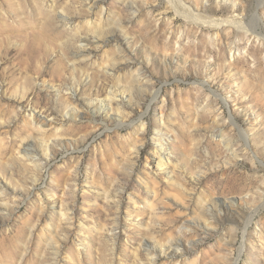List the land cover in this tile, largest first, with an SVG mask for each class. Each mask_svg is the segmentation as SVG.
Instances as JSON below:
<instances>
[{"label": "rangeland", "instance_id": "1", "mask_svg": "<svg viewBox=\"0 0 264 264\" xmlns=\"http://www.w3.org/2000/svg\"><path fill=\"white\" fill-rule=\"evenodd\" d=\"M0 204V264H264V0H0Z\"/></svg>", "mask_w": 264, "mask_h": 264}, {"label": "bare ground", "instance_id": "2", "mask_svg": "<svg viewBox=\"0 0 264 264\" xmlns=\"http://www.w3.org/2000/svg\"><path fill=\"white\" fill-rule=\"evenodd\" d=\"M100 1V0H99ZM88 2V1H87ZM98 2V1H97ZM102 2V1H101ZM174 2V1H173ZM181 3V2H180ZM94 4V3H93ZM184 4V3H183ZM97 5V4H96ZM178 5H179V0H178ZM182 5V4H180ZM98 6V5H97ZM100 6V5H99ZM184 7V6H183ZM92 8V6H91ZM97 8V7H96ZM104 8V6H103ZM186 8V7H185ZM99 9V8H98ZM193 10L191 9H184L183 8V12L187 13L188 17L189 18H195L194 20H200L201 18L195 14L192 13ZM100 16H103V19L102 18H98L97 21L99 23L100 26L104 25V22L107 23V21H109V18L104 16V9L101 8V12L99 13ZM107 15V14H106ZM60 17V21H64L66 18L62 17V16H59ZM113 24L115 25H118L121 27V19L118 17V16H114L113 18ZM96 22V21H94ZM225 22V21H223ZM228 22V21H227ZM90 23V22H89ZM88 24V23H87ZM91 24V23H90ZM227 24L231 25V26H234V27H241L243 23L240 22V20L238 19H232L230 20ZM98 25V24H97ZM245 25V24H244ZM92 26V25H91ZM228 26V25H227ZM90 27V26H89ZM218 27V25H217ZM244 30V29H243ZM242 30V31H243ZM121 50V49H120ZM122 53V54H121ZM119 54H121L120 56L118 55L116 58H114V60L112 61H115L114 63H111V65L108 67V68H111V70H115V71H118L120 70L121 68H123L124 64L126 62V60H130V58L128 57V55L121 51L119 52ZM232 54H234L233 50H231V57H232ZM77 55H81V54H76L74 55L75 57H77ZM117 55V54H116ZM115 55V56H116ZM126 65V64H125ZM137 71V70H136ZM142 76V75H141ZM140 77V76H139ZM141 78V77H140ZM108 95H109V98L107 100L109 106H111L112 102L113 101H117L116 100V97L113 93L112 90H108ZM69 100L70 102L74 105V107L78 110H83L85 112H90L91 111V108H90V104L87 103L85 100H83L80 96L74 94V93H69ZM117 103V102H116ZM99 104V103H98ZM85 107V108H84ZM95 110H97L98 112H101V110H103V106H98V108H95ZM105 110V109H104ZM72 119H76L77 118V115L76 114H72L71 116ZM114 119V118H113ZM112 119V120H113ZM30 120L33 122V126H34V130L35 132L44 137V133H45V127H48L49 125L51 124H46V121L43 120L42 118H40V116L36 115V114H33V115H30ZM116 120V119H114ZM142 124V123H141ZM142 127H144V124L141 125ZM45 138V137H44ZM56 143V142H54ZM32 144L30 142L29 139H26L22 144L21 146L17 149L18 150V153H22L24 158H27V160H30V161H34L35 160V154H33L32 152ZM51 150V149H50ZM162 157V156H161ZM158 161H161L160 158ZM2 196H3V192H1ZM108 195H105V198H107ZM117 201L120 202L121 201V196L119 195L118 198H117ZM240 202H242V200H240ZM7 210V206H5V204H0V211H6ZM74 216L71 215L69 216V219H73ZM247 226V225H246ZM247 233V230L245 228L244 232H243V239H245V235ZM169 243L171 246H176V247H180V245L182 244V241L180 239V237L178 236H174L172 237L170 240H169ZM244 247L245 245L242 244L241 246V253L243 252L244 250ZM172 253V252H171ZM171 257H176V253H172Z\"/></svg>", "mask_w": 264, "mask_h": 264}]
</instances>
